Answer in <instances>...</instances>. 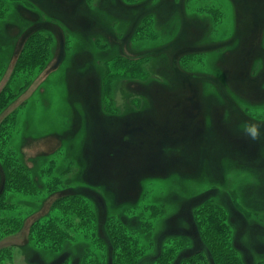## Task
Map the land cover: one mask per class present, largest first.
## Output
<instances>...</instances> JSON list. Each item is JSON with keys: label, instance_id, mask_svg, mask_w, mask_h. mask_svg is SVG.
I'll list each match as a JSON object with an SVG mask.
<instances>
[{"label": "rangeland", "instance_id": "rangeland-1", "mask_svg": "<svg viewBox=\"0 0 264 264\" xmlns=\"http://www.w3.org/2000/svg\"><path fill=\"white\" fill-rule=\"evenodd\" d=\"M243 121L264 0H0V264H264Z\"/></svg>", "mask_w": 264, "mask_h": 264}, {"label": "clouds", "instance_id": "clouds-1", "mask_svg": "<svg viewBox=\"0 0 264 264\" xmlns=\"http://www.w3.org/2000/svg\"><path fill=\"white\" fill-rule=\"evenodd\" d=\"M264 128V122L243 121L238 125L237 131L252 142H258L262 138L261 129Z\"/></svg>", "mask_w": 264, "mask_h": 264}, {"label": "trees", "instance_id": "trees-1", "mask_svg": "<svg viewBox=\"0 0 264 264\" xmlns=\"http://www.w3.org/2000/svg\"><path fill=\"white\" fill-rule=\"evenodd\" d=\"M1 225V224H0ZM47 226H43V228H46ZM7 231H9L8 229H6V228H2V227H0V235L1 236H5L7 233ZM46 231H47V229H46ZM38 235L37 236H41L40 234H44V229L42 230H40L38 233H37ZM227 235H224V238L222 237L221 239H222V241H223V243L225 244V245H228L229 246V242H228V239H227V237H226ZM216 239H220V237H218V238H216ZM215 244H212L211 245V247L213 248V249H216V247H218V246H216ZM218 248H220V250H221V247H218ZM224 250V248L221 250V251H223ZM193 264H195V263H193ZM216 264H230V263H228V262H226V261H220L218 258H216Z\"/></svg>", "mask_w": 264, "mask_h": 264}]
</instances>
